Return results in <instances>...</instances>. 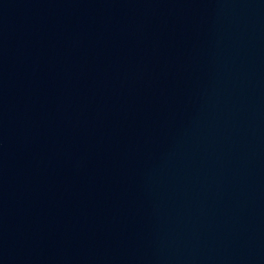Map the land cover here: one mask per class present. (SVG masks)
<instances>
[{
  "label": "water",
  "instance_id": "95a60500",
  "mask_svg": "<svg viewBox=\"0 0 264 264\" xmlns=\"http://www.w3.org/2000/svg\"><path fill=\"white\" fill-rule=\"evenodd\" d=\"M0 264H264V0H0Z\"/></svg>",
  "mask_w": 264,
  "mask_h": 264
}]
</instances>
